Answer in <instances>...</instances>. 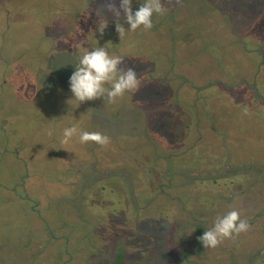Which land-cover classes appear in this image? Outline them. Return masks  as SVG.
<instances>
[{
	"label": "rangeland",
	"instance_id": "obj_1",
	"mask_svg": "<svg viewBox=\"0 0 264 264\" xmlns=\"http://www.w3.org/2000/svg\"><path fill=\"white\" fill-rule=\"evenodd\" d=\"M137 1L145 2L132 0L133 12ZM104 3L0 0V264H14V253L17 264H104L107 250L115 255L129 243L134 264H250L264 250V228L241 233L239 245L225 239L198 248L208 185L204 178L191 185L198 175L210 180L214 168L225 183L235 172L247 181L228 189L238 192L229 202L221 183L218 215L241 205V218L264 214V98L255 94L264 97V72L254 76L264 0H165L166 12L154 14L147 31H130L122 13L123 37ZM71 17L77 28L68 35ZM100 23L107 24L103 36ZM99 47L134 67L140 87L116 103L79 104L69 78L82 55ZM73 126L107 135L110 144H81L79 134L62 143ZM146 152L154 175L142 163ZM86 163L85 171L69 168Z\"/></svg>",
	"mask_w": 264,
	"mask_h": 264
},
{
	"label": "clouds",
	"instance_id": "obj_2",
	"mask_svg": "<svg viewBox=\"0 0 264 264\" xmlns=\"http://www.w3.org/2000/svg\"><path fill=\"white\" fill-rule=\"evenodd\" d=\"M181 2L182 0H166L168 5H180ZM102 7L113 15L119 37H123L126 31L121 23L122 13L124 22L130 26L128 29L134 32L141 27L146 31L150 30L153 27V15H163L167 10L165 0L163 2L162 0H145L135 12L132 10V0H121L119 7L114 0H105ZM106 27L107 24H99L97 31L101 36ZM121 65H123V58L118 55L110 56L103 47L85 52L69 78L73 97L79 101V104L105 97L109 103H116L117 98L123 97L126 92L135 93L141 83L137 72L134 67ZM106 84H111V88L105 87ZM47 134L51 136L52 130L49 129ZM77 134L81 144L95 143L102 147L110 144L109 136L100 132H79L75 126L64 129L62 143L67 144ZM248 231H250L248 221L241 218L239 211L231 210L223 216H218L214 226L204 231L197 239L204 248L215 249L225 239L235 241L241 233Z\"/></svg>",
	"mask_w": 264,
	"mask_h": 264
},
{
	"label": "flooded vegetation",
	"instance_id": "obj_3",
	"mask_svg": "<svg viewBox=\"0 0 264 264\" xmlns=\"http://www.w3.org/2000/svg\"><path fill=\"white\" fill-rule=\"evenodd\" d=\"M143 3L142 1H137V3ZM204 8V7H203ZM77 23V22H76ZM76 23H75V21H74V17H71L69 20H67V25L66 26H69V32H68V35L70 34V33H73V31L77 28V26H76ZM178 26V25H177ZM180 26H183V25H179V27ZM179 27H177L176 28V30L177 29H179ZM184 27V26H183ZM182 27V28H183ZM181 28V27H180ZM186 28H188V27H185V28H183V29H185L186 30ZM188 40H183V42H187ZM184 50V49H183ZM185 51V50H184ZM257 55L260 57V58H257V61L255 62V65H254V76L256 77V78H258V77H260V74L261 73H263L264 72V47H261V49H259L258 51H257ZM259 60H260V62H259ZM261 91H263V90H261ZM255 94L257 95V98H258V101H262V99L264 98V97H262L261 95H260V93H259V91L256 89V91H255ZM203 103V102H202ZM185 105H186V103H185ZM190 105L192 106V107H190ZM189 106H188V102H187V109H190V108H194V107H196L197 105H198V102H194V104L193 103H191ZM190 107V108H189ZM183 113V112H182ZM186 115H187V113H186ZM190 125L191 124H186V126H185V128H188V129H191L190 128ZM209 137V136H208ZM210 138V137H209ZM192 141V140H191ZM153 149V148H152ZM152 149H151V152H152ZM158 151H159V153H162V149L159 147L158 148ZM150 153L149 152H146L145 154H143V156H142V163H144L145 165H146V163H147V165H148V167L150 166L151 168H152V170L149 172L148 171V173L150 174H152V175H154V171H153V169H154V167L153 166H151L150 165V156L151 155H149ZM162 156V158L159 160V158H158V160L160 161L159 163H158V165L161 163L162 165H165V163L166 162H169L168 160H167V158H165V156H163V155H161ZM190 162H195L196 163V160L194 159V158H192V160H191V158H190ZM241 164H243V166H244V164H246V163H241ZM89 165H90V163H86V164H82V165H80V166H72V165H70L69 166V168H71V169H74V170H77L78 172H80V168H82V170L83 171H85V170H87V169H89ZM237 165H240V164H231V166L232 167H235V166H237ZM254 165H257V164H254ZM262 167L264 168V164L262 165ZM82 171V172H83ZM101 173V175H102V172H99V174ZM202 172L201 171H198V174H201ZM212 175L209 177L210 178V180L208 179V178H205L204 176H202V175H198V176H196V179L197 180H195L194 181V183H192V188H195V185L194 184H196V182L197 181H201L203 178H204V180H206V183L204 184V182H201L204 186L205 185H208L207 187H208V189H207V187L205 186L204 187V194L205 195H203V196H206V198H208V202L206 201V202H204V203H201V200H200V204L204 207L201 211H200V214H198V218L200 217V219H197L199 222H205L206 224H207V228H212L213 226H214V222H215V220H216V217H218L219 215L218 214H220V210L217 212V208H218V206L220 205V204H223L224 202H218V201H216V196H215V191H217V189L219 190V186L221 185V183L222 182H224L223 183V187H222V190L224 189V196L227 198V201L229 202L230 201V198H231V196H232V194H234V193H237L238 194V192L236 191V190H233V191H229L228 189H230V188H232V186H233V184H236V186H237V182H243V183H245V181H247V179H245V177H240V176H236L235 175V172H231V176L229 177V178H227L226 180H228V182H226L225 183V181H221V179H224L223 177L225 176H227V175H224V176H222V175H220V172H218V168H214V171L213 170H211V172H210ZM217 174H218V176H217ZM83 175H86L85 173H82V176ZM235 175V177H232V176H234ZM81 176V178L83 179L84 177H82ZM81 178H79V179H81ZM90 177H87V180L89 179ZM104 178V177H103ZM237 178H239V179H237ZM242 178V179H241ZM247 178V177H246ZM85 179V178H84ZM220 179V180H219ZM225 180V179H224ZM16 181H17V177H16ZM103 181V180H102ZM208 181V182H207ZM88 183V182H87ZM99 184H102L101 182H98ZM212 183V184H211ZM165 183H163V184H161L160 185V187H162L163 185H164ZM96 186V185H95ZM240 186L241 187H239V189L240 188H243L242 187V185L240 184ZM103 187V186H102ZM160 187H159V189H160ZM82 190V189H81ZM102 191L104 190V188L103 189H101ZM192 191H193V189H192ZM218 193V192H217ZM241 193H242V191H240L239 192V195H241ZM81 194H82V192H81ZM243 196H242V198L240 199V201H238L240 204H242V203H245L244 202V199H243V197L244 196H246L247 194L245 193V195L244 194H242ZM191 196H193L194 197V199H195V201H198L199 199L198 198H196L195 197V193H193V194H191ZM239 198V197H238ZM237 198V199H238ZM242 199H243V201H242ZM206 199H203L202 200V202L203 201H205ZM212 201H214V206H213V204L211 203ZM220 203V204H219ZM226 204H228V203H226ZM148 205H151V204H148ZM252 205V204H251ZM146 206V205H145ZM244 206H245V204H244ZM254 208V207H253ZM182 209V211L185 213V214H188L189 212L191 213V211H192V209H183V208H181ZM148 210L149 209H146L145 210V212H143V213H141L140 215H141V217H142V221L143 220H145V218L147 217V215L149 214L148 213ZM242 210H243V208H242V205H241V209H240V212H242ZM140 211H142V209L140 210ZM194 211V210H193ZM224 213V215L226 214L225 212H223ZM260 213V212H259ZM259 213H256L254 216H251V213H245V214H242L243 215V218L242 219H246L247 221H248V223H249V225H250V230L251 229H255V230H258V229H262V228H264V214H259ZM204 216V218L206 219V220H203L202 219V217ZM140 217V218H141ZM193 217V216H192ZM139 218V217H138ZM144 222V221H143ZM205 223H203V224H201V226H199V227H197L198 228V231H197V234H198V237H200L203 233H204V231H206L207 229H206V227H205ZM118 226V225H117ZM116 228H118V227H116ZM203 228H205V230H203ZM113 229H115V227L113 226L112 227V230H111V233L109 234V236L113 233L112 231H113ZM208 229V230H209ZM248 233V234H247ZM246 233V235H250L249 234V231ZM252 235V234H251ZM252 236H254V235H252ZM256 238H257V236H255ZM256 242L257 241H261V238H257V239H254ZM199 241V240H198ZM237 240H235V241H233V243L235 242L236 244H237V242H236ZM200 242V241H199ZM232 243V244H233ZM236 244H233L234 245V247H233V249L235 250L236 249V247H235V245ZM202 244H200V246L198 247V248H200V249H203L202 248V246H201ZM237 245H239V244H237ZM249 245H250V243H249ZM104 248H106V247H104ZM129 248H131V249H133L134 248V244L133 243H129L128 244V246H127V249H125L124 250V248L123 249H120L119 251H116V253H115V255L114 254H112V252L113 251H111V250H107L106 251V249H105V251L107 252L105 255H102L101 256V258L102 257H106V260H105V262H104V264H107L109 261L110 262H113V261H115L116 260V258H117V256H118V254H119V252H122L124 255H125V264H134V263H129V258L133 255V252H131V253H129L128 252V250H131V249H129ZM109 251V252H108ZM239 251V250H238ZM253 251V249L251 248V247H247V251L245 252V254H249V252H252ZM101 252H102V249H101V251H100V254H101ZM197 253L199 254V251H197ZM238 253H240V251L238 252ZM100 254H98V256H100ZM247 254V255H248ZM17 255H18V253H14V255H13V257H15L16 258V260H15V262H14V264H17L18 263V257H17ZM256 256H254V257H252V255H251V259H250V264H257V261H258V259H259V257L260 258H263L264 257V250H260L259 251V253L258 254H255ZM111 256H113V258H109V257H111ZM185 259V258H184ZM255 261V262H254ZM262 264V263H261Z\"/></svg>",
	"mask_w": 264,
	"mask_h": 264
},
{
	"label": "trees",
	"instance_id": "obj_4",
	"mask_svg": "<svg viewBox=\"0 0 264 264\" xmlns=\"http://www.w3.org/2000/svg\"><path fill=\"white\" fill-rule=\"evenodd\" d=\"M107 264H125V255L122 252H119L117 258L113 262H108Z\"/></svg>",
	"mask_w": 264,
	"mask_h": 264
}]
</instances>
